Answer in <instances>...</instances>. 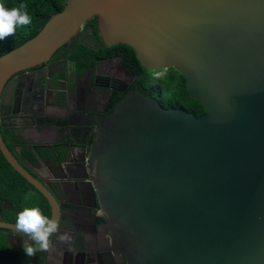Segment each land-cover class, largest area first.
Listing matches in <instances>:
<instances>
[{"label":"water","instance_id":"95a60500","mask_svg":"<svg viewBox=\"0 0 264 264\" xmlns=\"http://www.w3.org/2000/svg\"><path fill=\"white\" fill-rule=\"evenodd\" d=\"M92 19L103 45L125 44L142 68L181 75L203 114L128 91L98 118L87 159L62 168L86 187L76 201L30 174L0 134L4 159L59 226L71 222L66 209H99L128 264H264V0H65L0 56V126L7 98L34 74L16 75L65 58ZM12 113L34 120L26 108ZM14 226L0 208V228L23 236Z\"/></svg>","mask_w":264,"mask_h":264},{"label":"flooded vegetation","instance_id":"af4514ba","mask_svg":"<svg viewBox=\"0 0 264 264\" xmlns=\"http://www.w3.org/2000/svg\"><path fill=\"white\" fill-rule=\"evenodd\" d=\"M88 30L82 27L77 38L64 45L68 50L65 58L58 54L60 58L51 64L48 61L16 75L34 74L31 84L26 78L23 85L15 87L7 98V112L5 114L3 111V126H0L7 128L20 143L45 153L39 158V167L32 170V175L41 182L50 183L55 193H58L55 185L59 182L63 194L70 196L72 201L78 200L74 195L78 190L82 189L86 193V187L66 178L62 168L66 165L71 169L73 162L87 159L90 144L97 131L98 118L110 114L115 104L128 91L135 90L147 95L138 87V75L127 69L119 57L104 60L95 68H86L80 76L77 75L70 61V45L76 40L87 38ZM49 66L56 71L52 76H48ZM136 68L141 72L139 67ZM156 73L162 74L157 71L153 73V77ZM35 79L38 80L37 83ZM110 104L113 106L108 109ZM23 108L34 112L31 124V121L14 118L12 110H19L21 115ZM14 149L18 152L21 144ZM87 169L90 172L89 165ZM84 200L86 203L90 202L87 194ZM0 208L2 212L1 204ZM65 211L71 222L60 225L59 233H67L71 239L66 243H58L56 235H53L51 240L55 247L46 252L47 262L128 264L122 249L100 216L99 209L96 213L91 208ZM15 237L22 239V242L25 239L24 236Z\"/></svg>","mask_w":264,"mask_h":264},{"label":"trees","instance_id":"16d2710c","mask_svg":"<svg viewBox=\"0 0 264 264\" xmlns=\"http://www.w3.org/2000/svg\"><path fill=\"white\" fill-rule=\"evenodd\" d=\"M7 8L17 7L21 3L26 5L22 11H27L31 23L17 26L14 35L0 40V56L20 46L34 37L44 26L49 17L60 12L65 0H0ZM87 28V38L74 41L70 45V61L80 76L86 68H95L104 60L119 57L127 69L138 75V87L142 92L153 97L164 108H180L196 116L203 114L204 109L198 101L191 99L185 92L181 75L172 68L161 71L162 74L153 81L154 71H148L138 66L133 50L125 44L110 47L100 41L96 21L92 19L83 26ZM141 69L138 72L137 68ZM150 85H153L150 86ZM112 104L108 109L112 108ZM109 111V110H108ZM1 137L24 168L33 173L39 167V158L45 155L43 151L32 150L26 144L20 143L7 128L0 127ZM90 142V140H89ZM21 144L16 152L15 146ZM27 194L31 196L26 200ZM0 202L2 206V221L15 224L17 214L24 207H39L42 214L50 218V207L46 199L38 193L26 180L7 163L0 153ZM9 233L0 228V264H52L46 261V252L38 251L35 257H27L22 249V243L13 245L8 241Z\"/></svg>","mask_w":264,"mask_h":264},{"label":"clouds","instance_id":"9594fccd","mask_svg":"<svg viewBox=\"0 0 264 264\" xmlns=\"http://www.w3.org/2000/svg\"><path fill=\"white\" fill-rule=\"evenodd\" d=\"M26 5L21 3L17 7L7 8L0 3V40L14 35L17 26L31 23V18L25 9ZM31 194H27V200ZM59 222L42 214L39 207H24L16 216L15 232L23 234L22 249L27 257H35L38 251L48 252L55 247L50 239L56 235L58 243H66L71 237L67 233H59Z\"/></svg>","mask_w":264,"mask_h":264},{"label":"crops","instance_id":"0c3cea01","mask_svg":"<svg viewBox=\"0 0 264 264\" xmlns=\"http://www.w3.org/2000/svg\"><path fill=\"white\" fill-rule=\"evenodd\" d=\"M16 235L13 234H9L8 235V241L13 244V245H19L20 243H22V239H20L19 237L16 238Z\"/></svg>","mask_w":264,"mask_h":264},{"label":"rangeland","instance_id":"374dc122","mask_svg":"<svg viewBox=\"0 0 264 264\" xmlns=\"http://www.w3.org/2000/svg\"><path fill=\"white\" fill-rule=\"evenodd\" d=\"M101 66L102 65H100V68H101ZM155 72V71H154ZM161 75V73H156V74H154V77H158V76H160ZM157 79L155 78V79H153V81H156ZM150 86H152L153 87V85H150Z\"/></svg>","mask_w":264,"mask_h":264}]
</instances>
